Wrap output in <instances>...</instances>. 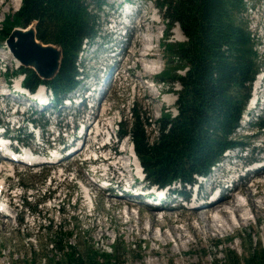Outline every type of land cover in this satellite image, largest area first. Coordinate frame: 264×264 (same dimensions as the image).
<instances>
[{"label":"rangeland","instance_id":"374dc122","mask_svg":"<svg viewBox=\"0 0 264 264\" xmlns=\"http://www.w3.org/2000/svg\"><path fill=\"white\" fill-rule=\"evenodd\" d=\"M11 1L0 0V26H2L4 17L12 15L20 6L19 3V6L14 8ZM113 1L106 0V6L101 14L103 20L106 12L111 9L109 7ZM244 1L247 4L245 18L248 22V29L260 41L257 53L264 64V0L256 4L250 2V0ZM139 3L144 5L146 11L148 10L149 16L151 15L149 10L151 7L152 11L157 13L156 16L159 17V22L144 24L145 30L143 32L153 33L154 36L151 44L153 47L150 52L151 55L146 54L141 58L137 57L141 39H144L143 32L139 34V37L136 34L134 35L135 37L132 36L133 41L130 38V44L135 43V47L127 49V54L121 63V69L128 67L132 70L129 73L130 75H127L124 70L118 76L113 75L110 77L108 75L111 71V65H114L113 61H115V58L110 57L112 44H105L104 37L98 38L89 46L86 44L84 51L79 57L82 79L85 78V82L83 81L82 83L89 85L91 82L100 79L101 84H106L105 89L111 90V95H108L110 97L99 110L100 115L97 118L99 121L98 125L109 124L108 130L105 127L102 129L101 127L98 128V132L101 133L100 138H103L107 132L115 135L118 123L124 124V127L128 125L133 105H136L138 113L147 118V124L144 125V128L147 135L150 136L156 134L157 122L163 114L174 117L176 113L174 101L167 105L165 100L176 97V92L180 90V86L177 83L170 86L171 81L168 79L161 80L160 74L164 70L170 72V70L176 69L181 64L179 60L171 57L164 46L166 44L181 43L185 39L181 34L173 32L175 27L167 29L164 26L162 14L155 8L152 1L145 2L141 0ZM13 28L18 27L15 26ZM161 36L162 38H160ZM7 51L9 52V48L6 41L0 40V85H3L4 88V80L7 79V75L12 77L13 72L19 66V63L12 57L6 56L7 58H5ZM130 56L133 57L131 61ZM155 62L158 69L153 73L144 75L142 72L143 64L149 66ZM118 67L117 65L116 69ZM263 69L262 71H264ZM184 70L183 68L177 69L174 74L183 75ZM4 72L7 75L4 76ZM12 80L16 81L15 78H12ZM2 92L3 90L0 93ZM8 101V99L0 98V118L2 120H5L10 115L8 108L14 107L12 103L8 104ZM5 102H7L6 106ZM55 107L60 114L65 113L67 115L69 108L63 110L59 104H55ZM31 109L33 111V108ZM35 110L37 111V109ZM103 110L104 112H102ZM254 113L261 114V116L255 119ZM254 113H252L251 123L247 125L245 120L242 121V126L234 135L240 137L246 145L245 153L232 151L230 153L231 157H226L221 163L225 169L221 168V165L218 168L211 169L212 173L206 178L202 194L207 189V183L210 180L221 182L224 173L220 172V169L237 172L230 175V178L234 179L237 175L241 176L244 173L246 169V167H243L244 163L251 158L260 157L264 154V129L254 127V123L257 120L264 123V108L259 106V109ZM27 114L36 119L35 123L41 129L44 127V131L53 130L52 126H45L46 115L42 116L41 112L36 115L30 114V112H27ZM52 121L54 122L53 119ZM56 123L58 126H62L64 123L59 115H56ZM243 123L245 128H243ZM27 130L26 127L18 130L14 128L12 133L21 142L30 145V141L25 136ZM42 135L46 140L50 141L47 138V134L45 135L44 133ZM54 137L55 134L52 138ZM89 137L88 135L85 146L89 144ZM61 139L62 136L59 137L60 141ZM113 139L115 141V138ZM68 143L66 141L65 145ZM114 145L121 150L122 146H130V140L122 139L120 142L114 143ZM83 154L84 149L76 156L66 159L60 165V169H57L55 165L27 169L18 165H2V162H0V181H3L2 188L8 190L10 194L6 200L8 199V202L11 203H7V216L0 215V264H21L22 259L30 257L31 248L36 251L37 264H43L42 258L47 252L40 250V247L43 248L46 241L44 230H41V227L47 226L49 222L52 223L53 229L58 224H61L66 229H72L73 226H76L77 229L74 231L72 242L80 245V250L84 246H92L98 251L112 253L111 248L117 247L125 254L120 259L121 262L119 264H220L224 262V255L227 250H233L238 256L237 264H243L245 258L244 250L249 248V240L252 247L256 246L255 248H257L260 245L264 249V183L256 191L260 193V196L252 198L259 207L257 208L258 220L245 205L243 197L236 196L242 202V217L247 218L246 224L240 225L235 217L230 215L229 218L233 227H227L226 232H199V243H193L189 246L184 242L188 240L195 242V239L190 233L185 231L183 243L178 245L169 234V227L174 226L183 229L184 224L188 222L197 229V223L190 216V210H184L182 213L173 212L172 214L162 212L161 216H164L163 218L157 214L158 212L143 205L135 204L132 209H128L125 207V200H117L93 191L90 192L92 202L90 206L88 198L82 193L81 185H89L87 178H91L90 172L94 167L84 166L80 163L79 159L82 158ZM96 154L97 156H102L103 152L97 151ZM119 157L111 156L109 164H114ZM2 166L9 167L8 170L10 171L1 172ZM97 166L103 167L105 164L99 162ZM251 175L249 174L245 178L241 177L237 185L249 184ZM252 180L257 181L260 179L254 178ZM216 181L214 183L218 184ZM262 181L264 182V176ZM184 191L192 196V189L184 188ZM251 191L255 192L254 189ZM14 196L16 197L14 198ZM126 211L134 213V215H131L134 217L132 218L134 235L130 234L128 227L122 223V221H128V217L125 214ZM176 220H181V222H176ZM149 222H151L153 237L156 242L145 235L149 229ZM137 224L145 229V233L138 232ZM157 224H161L160 230L166 232L165 237L168 238L167 246H164L165 241L159 236Z\"/></svg>","mask_w":264,"mask_h":264},{"label":"trees","instance_id":"16d2710c","mask_svg":"<svg viewBox=\"0 0 264 264\" xmlns=\"http://www.w3.org/2000/svg\"><path fill=\"white\" fill-rule=\"evenodd\" d=\"M162 14L164 26H178L185 40L164 47L180 65L160 79L177 83L174 117L163 114L154 136L147 135V124L133 105L128 125L119 124L117 134L127 136L150 185L186 186L200 174H207L227 149L243 145L235 130L250 98L251 84L262 68L257 53L258 38L248 29L244 0H149ZM261 0H250L258 3ZM105 0H21L12 15L4 17L0 40L5 41L13 27L33 24L35 38L57 47L59 65L49 79H41L31 68L20 66L12 75H23L22 87L34 92L44 85L58 101L77 85L80 76L78 55L99 31ZM185 69L183 75L174 74ZM7 75V74H6ZM7 77H9L7 75ZM51 222L44 230L43 264H119L125 256L117 247L112 253L73 243L74 231ZM84 245V244H83ZM243 264H264V249L248 242ZM49 247V248H48ZM21 264H37V255ZM50 254V255H49ZM238 256L227 250L224 262L237 264ZM215 264V263H214Z\"/></svg>","mask_w":264,"mask_h":264},{"label":"bare ground","instance_id":"6f19581e","mask_svg":"<svg viewBox=\"0 0 264 264\" xmlns=\"http://www.w3.org/2000/svg\"><path fill=\"white\" fill-rule=\"evenodd\" d=\"M12 5L14 8H16L17 6H19L20 0H12ZM156 19L159 20V17H156ZM175 29L173 32H176V34L180 35V31L178 29L177 26H174ZM32 31V26L27 27L26 31ZM149 30V29H148ZM23 30L21 28H13V30L11 31V35H12V45L14 46L15 41H16V36L17 33L22 32ZM178 35V36H179ZM134 33L131 35V40L133 39ZM176 36V35H175ZM153 33L150 32H146L144 35V39L141 40V46L137 52V57L141 58L143 56L147 55H151L150 52L153 50V47L151 46L152 44V38H153ZM181 37V36H180ZM178 38V37H177ZM133 41V40H132ZM141 51V52H140ZM6 56L12 57L13 59H15L17 62L18 60L16 58L13 57L11 51H7V53L5 54V58H7ZM19 63V62H18ZM30 67L33 68V64L29 65ZM157 63H153L149 66L143 64V74L144 75H148L150 73H153L157 68ZM260 81H263L261 76H258V78L254 81V90L257 89V86L259 84ZM14 87H18V82L14 83ZM4 89L3 85H0V92ZM42 89L43 87L40 86L38 87L36 94H34L33 97H36L39 101L43 99V94H42ZM4 93V92H2ZM254 93V92H253ZM264 99V98H263ZM175 102V97L173 99H166L165 103L167 105H170L172 102ZM105 110V109H104ZM104 110L102 112H104ZM99 112L96 115V118L99 117ZM109 124H103V125H98V128L101 127L102 128H106V130H108ZM101 133H98L96 136H100ZM114 147V145H112V148ZM107 149L106 145H103L101 147H98V150L102 153L103 151H105ZM114 149V148H113ZM131 155H132V149L129 146ZM81 150L76 151L75 153H73V155L75 156L76 154H79ZM118 151H123V150H118ZM116 155H118L117 151L115 152ZM134 155V154H133ZM136 157V156H135ZM3 159V158H2ZM1 160V159H0ZM98 162H101L103 164H108L109 165V161L111 160V157L108 155L105 156H100V159H97ZM130 160L128 159V156L124 153L121 154V156L114 162V166L115 168H112V171L114 174H117L118 172H120L121 176H123L124 178H126L127 176H131V172L128 169V164L127 161ZM135 161L138 162V159H135ZM86 163V162H85ZM89 163H94L92 160H89ZM140 167V166H139ZM9 168V167H8ZM8 168H6L5 166H2L1 168V172L2 171H10L8 170ZM220 172L222 171V173H225V170H219ZM250 173H253V175L251 176L249 181V184H245V185H238V191L239 193L242 195V199H244L245 201V205L249 208V211L252 212L254 214V216H256V220H258L257 217V208L258 205L255 203V201H253V197L254 196H260L259 192H256L260 186L263 185V181L262 178L264 176V169L262 170H252ZM248 177V176H247ZM86 178V175H85ZM260 179L257 181H253L252 179ZM247 179V178H246ZM248 180V179H247ZM87 181H89V178H87ZM216 180H213V183ZM217 182V181H216ZM219 184V182H217ZM215 185H218L216 183H214ZM83 186L82 188V193L84 194V196L86 198L90 197L89 194V190L87 188V186H84L85 184H82ZM252 189L255 190V192L251 191ZM0 193L3 195V197L8 198L9 197V193L8 190H6L5 188H2ZM16 196H14L15 198ZM84 197V198H85ZM7 203L11 204L8 202L7 199ZM242 202L241 200L237 199L233 194H229V195H223L221 194L220 198L215 200V201H210L207 199H203V200H199L197 199V201L194 203L193 207L191 208V212H190V216L193 217L197 223V229L195 227H193L190 223H185L184 224V228H179V227H169V234L174 238V240L177 242L178 245L182 244V240L185 238V231L190 233L194 239L195 242H193L192 240H188L186 242H184L185 244L191 246L193 243H199V232H203V233H208L210 231H214V232H226L227 227H233V224L229 218V216H234L235 219L238 221V223H240V225H244V223H247V218L242 217ZM125 214L127 215V220L128 221H122L123 225L127 226L129 229V233L133 234V230H134V225L132 222V218H134L131 215H134L133 212L131 211H126ZM215 215V216H214ZM245 216V215H244ZM178 219V218H177ZM180 219V218H179ZM187 220V219H186ZM175 221V220H174ZM181 222V220H176V222ZM138 225V232H142L145 233V229L140 227L139 224ZM159 227V236L165 241L164 242V246L168 245L167 239L165 237V231L160 230L162 225L161 224H157ZM134 235V234H133ZM146 237L149 239L154 240V235H153V230L151 227V222H149V229L147 230V233H145ZM137 239V238H136ZM161 239V241H162ZM156 242V241H155Z\"/></svg>","mask_w":264,"mask_h":264},{"label":"water","instance_id":"95a60500","mask_svg":"<svg viewBox=\"0 0 264 264\" xmlns=\"http://www.w3.org/2000/svg\"><path fill=\"white\" fill-rule=\"evenodd\" d=\"M32 26V31H26L27 27ZM22 28V32L17 33L14 46L12 45L11 32L6 38V43L14 58L24 66L32 68L42 79L52 77L59 65L60 52L53 45L42 44L35 38L34 25Z\"/></svg>","mask_w":264,"mask_h":264}]
</instances>
